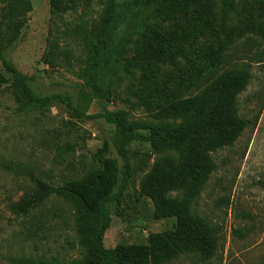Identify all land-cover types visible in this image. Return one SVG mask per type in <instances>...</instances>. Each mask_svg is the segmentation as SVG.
Masks as SVG:
<instances>
[{"label":"rangeland","instance_id":"374dc122","mask_svg":"<svg viewBox=\"0 0 264 264\" xmlns=\"http://www.w3.org/2000/svg\"><path fill=\"white\" fill-rule=\"evenodd\" d=\"M29 1L31 7L18 10L14 21L6 23L7 59L37 95H70L86 113L102 112L104 106L92 97L82 72L89 39L100 28L110 0H80L75 9L61 14L52 12L50 0ZM259 16V6L247 1H237L229 11L224 0H195L191 17L177 15L166 24L176 41L186 42L187 57L175 65L158 66L132 53L144 69L119 83L107 108H124L132 119L145 123L185 122L170 104L181 88L183 96L197 93L211 75L205 73L210 65H218L219 71L247 68L251 80L238 96L239 114L248 125L232 147L212 153L217 169L191 210L218 231V250L209 260L187 253L160 262L166 253L162 236L177 224L172 211L161 215L160 197L182 199L190 181L179 192L171 189L170 173L180 164L174 150L157 151L144 140L130 145L133 177L120 200L109 204L112 223L104 242L108 248L125 247L131 264H263L264 38L250 26ZM52 40L58 49L50 64L45 52ZM106 141L110 156L122 166L114 125L103 119L75 118L57 102L21 110L11 88L0 86V264L84 257L69 202L50 196L27 216L14 214L11 204L37 189L34 177L57 185L93 173L97 167L93 154ZM5 162L32 175L11 172Z\"/></svg>","mask_w":264,"mask_h":264},{"label":"trees","instance_id":"16d2710c","mask_svg":"<svg viewBox=\"0 0 264 264\" xmlns=\"http://www.w3.org/2000/svg\"><path fill=\"white\" fill-rule=\"evenodd\" d=\"M79 1L50 0V6L54 14H61L75 9ZM194 1L110 0L101 15L100 28L89 39L86 66L82 72L92 97L104 107L102 112L88 114L73 104L70 95H37L27 77L7 59L6 23L14 21L13 16L20 12L18 10L31 7V2L0 0V86L11 88L21 110L28 106L45 108L57 102L66 105L75 118L103 119L114 125L117 153L123 162L121 166L117 158L110 156V143L106 141L93 154L97 163L95 171L83 179H69L55 185L34 177L37 189L26 192L19 201L12 203V212L27 216L50 196L63 198L74 207L78 247L85 255L70 262L57 258L33 259L30 264H131L125 247L108 248L104 241L112 223L109 204L120 200L133 177L130 145L138 140L150 143L157 151L170 149L180 155L179 167L170 173L173 191L179 192L187 179L190 181L182 199L178 196L169 198L165 194L160 197L161 215L166 216L167 211H172L177 218L175 230L162 236L166 253L160 262L187 253H195L206 261L216 254L217 229L191 210L217 169L212 153L232 147L248 125L239 114L238 96L251 80L250 71L247 68L219 71L218 65H210L205 73L211 75L202 82L197 93L183 96L185 90L181 88L170 104L173 111L185 117L181 124L145 123L132 119L124 108H107L116 97L119 83L134 78L144 69L132 53L156 62L158 66L175 65L180 58L187 57L186 42L176 41L166 30V24L177 15L191 17ZM237 1L224 0L227 10L230 11ZM243 1L259 6V19L251 21L250 26L264 38V0ZM57 49L58 44L52 40L45 52L47 63H53ZM4 166L11 172L30 174L14 163L5 162Z\"/></svg>","mask_w":264,"mask_h":264}]
</instances>
